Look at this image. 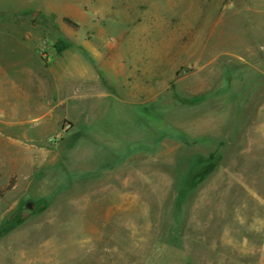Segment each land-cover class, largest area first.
Masks as SVG:
<instances>
[{
    "label": "rangeland",
    "instance_id": "rangeland-1",
    "mask_svg": "<svg viewBox=\"0 0 264 264\" xmlns=\"http://www.w3.org/2000/svg\"><path fill=\"white\" fill-rule=\"evenodd\" d=\"M57 43L163 131L21 213ZM0 264H264V0H0Z\"/></svg>",
    "mask_w": 264,
    "mask_h": 264
},
{
    "label": "crops",
    "instance_id": "crops-1",
    "mask_svg": "<svg viewBox=\"0 0 264 264\" xmlns=\"http://www.w3.org/2000/svg\"><path fill=\"white\" fill-rule=\"evenodd\" d=\"M82 51L93 58L102 76ZM47 56L46 63L40 59L24 63L35 113L43 119L49 136L57 137L41 147L40 172L25 191V200L35 205L76 179L103 169L107 158L125 145L145 143L163 131L155 113L105 91L102 81L111 85L116 81L108 66L98 65L99 58L89 46L57 43ZM65 125L70 127L66 132Z\"/></svg>",
    "mask_w": 264,
    "mask_h": 264
},
{
    "label": "water",
    "instance_id": "water-1",
    "mask_svg": "<svg viewBox=\"0 0 264 264\" xmlns=\"http://www.w3.org/2000/svg\"><path fill=\"white\" fill-rule=\"evenodd\" d=\"M36 207L35 203L32 200L26 201L20 208L21 213L34 210Z\"/></svg>",
    "mask_w": 264,
    "mask_h": 264
},
{
    "label": "built area",
    "instance_id": "built-area-1",
    "mask_svg": "<svg viewBox=\"0 0 264 264\" xmlns=\"http://www.w3.org/2000/svg\"><path fill=\"white\" fill-rule=\"evenodd\" d=\"M69 128H70V127H69L68 125H65V126H63L62 129H63L64 132H66L67 130H69Z\"/></svg>",
    "mask_w": 264,
    "mask_h": 264
}]
</instances>
